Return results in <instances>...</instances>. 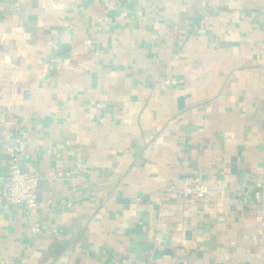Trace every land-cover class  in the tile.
<instances>
[{"label": "crops", "instance_id": "crops-1", "mask_svg": "<svg viewBox=\"0 0 264 264\" xmlns=\"http://www.w3.org/2000/svg\"><path fill=\"white\" fill-rule=\"evenodd\" d=\"M109 2L0 0V264H264V0Z\"/></svg>", "mask_w": 264, "mask_h": 264}, {"label": "built area", "instance_id": "built-area-1", "mask_svg": "<svg viewBox=\"0 0 264 264\" xmlns=\"http://www.w3.org/2000/svg\"><path fill=\"white\" fill-rule=\"evenodd\" d=\"M121 0H110L108 6L116 5ZM23 146L20 141L16 142V145L9 149V154L12 159L10 173L7 181V188L4 191L5 200L13 205L22 207L29 215H33L39 205L38 198V183L39 179L36 175L24 171L16 163L17 155L22 152ZM76 174L75 171L57 172L53 171L50 178L51 182L72 179ZM184 189L181 190V194L185 199H194L196 201L203 200L208 193L207 186L203 180L199 177H188L184 180ZM171 193H177L175 187L168 189ZM33 234L39 233L38 228L32 229Z\"/></svg>", "mask_w": 264, "mask_h": 264}]
</instances>
